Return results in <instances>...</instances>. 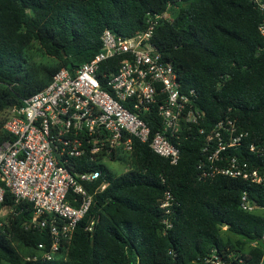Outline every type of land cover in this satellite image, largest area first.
I'll return each instance as SVG.
<instances>
[{"label": "trees", "instance_id": "trees-1", "mask_svg": "<svg viewBox=\"0 0 264 264\" xmlns=\"http://www.w3.org/2000/svg\"><path fill=\"white\" fill-rule=\"evenodd\" d=\"M164 11L171 20L157 22L153 45L173 64L181 90H194L205 132L192 124L189 138L179 135L175 164L134 141L125 172L98 167L93 185L107 184L93 195L64 256L53 260L24 258L39 242L48 244L49 233L24 229L30 206L6 193L0 207L13 206L14 213L0 226V264H204L211 250L262 264L264 216L241 209L239 199L246 192L264 208V184L225 175L199 179L196 168L205 135L231 118L246 133L240 154L264 170V160L247 150L264 145V37L251 0H0V144L12 139L3 129L6 110L44 88L61 67L93 57L105 28L129 36L146 25L147 14ZM34 41L52 63L29 64ZM166 191L174 199L169 213L159 207Z\"/></svg>", "mask_w": 264, "mask_h": 264}, {"label": "built area", "instance_id": "built-area-1", "mask_svg": "<svg viewBox=\"0 0 264 264\" xmlns=\"http://www.w3.org/2000/svg\"><path fill=\"white\" fill-rule=\"evenodd\" d=\"M251 2L262 15L258 32L264 37V0ZM160 19L171 20V15L147 14L146 25L129 36L105 28L93 57L71 70L61 67L44 88L6 110L3 129L12 139L0 144V204L6 193L14 204H28L31 214L24 229L45 228L50 237L26 260L64 256L93 195L107 184L93 185L101 177L98 167L110 170L107 164L120 165L124 168L115 172H125L134 141L175 164L179 135L189 138L192 124L198 133L205 132L198 126L203 114L194 104V90H181L173 64L153 45ZM244 135L235 119L214 123L202 143L198 178L225 175L264 184V170L240 154ZM247 148L264 160V145L250 143ZM173 200L166 191L159 203L164 213H169ZM239 206L245 211L255 208L246 192ZM13 213V206L0 207V226L8 225ZM162 222L171 226L166 218ZM203 263L246 260L240 253L211 250Z\"/></svg>", "mask_w": 264, "mask_h": 264}, {"label": "rangeland", "instance_id": "rangeland-1", "mask_svg": "<svg viewBox=\"0 0 264 264\" xmlns=\"http://www.w3.org/2000/svg\"><path fill=\"white\" fill-rule=\"evenodd\" d=\"M27 55H28V62L31 65H39V64H50L52 63V59L49 58L48 56H46L42 50L39 48V45L37 42H32V44L30 45V47L28 48L27 51ZM106 167L112 171H117L120 169H123L124 166H116V165H112V164H107ZM254 213L259 214V215H263L264 216V208H259V207H255L254 208ZM261 246L264 250V242L261 241Z\"/></svg>", "mask_w": 264, "mask_h": 264}, {"label": "crops", "instance_id": "crops-1", "mask_svg": "<svg viewBox=\"0 0 264 264\" xmlns=\"http://www.w3.org/2000/svg\"><path fill=\"white\" fill-rule=\"evenodd\" d=\"M262 264H264V258H263V262H262Z\"/></svg>", "mask_w": 264, "mask_h": 264}]
</instances>
